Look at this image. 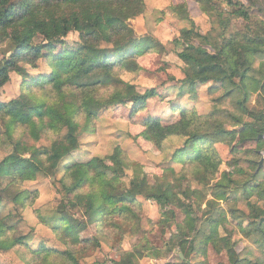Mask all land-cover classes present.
I'll use <instances>...</instances> for the list:
<instances>
[{"label": "trees", "instance_id": "16d2710c", "mask_svg": "<svg viewBox=\"0 0 264 264\" xmlns=\"http://www.w3.org/2000/svg\"><path fill=\"white\" fill-rule=\"evenodd\" d=\"M224 1L231 7V15L250 23L247 31L233 32L230 23L221 29L218 37L211 34L203 36L193 29H183L181 36L173 42L177 56L185 65L183 84L186 90L195 95L202 86L216 85L210 90V97L215 101L213 112L201 116L195 111L190 112L185 106H177L175 110L180 113L179 121L164 125L160 118L153 117L146 121V128L142 132L145 139L158 147H162L170 136H188L186 147L174 153V161H183L185 166L194 167L198 174L203 173L211 178L218 173L223 163L215 144H228L233 153L239 152L238 145L250 143H256L260 150H264V139L260 137L264 135V21L254 24L251 7L257 6L256 0H249L247 4L240 0ZM199 2L205 12H210L204 0ZM144 11L145 0H0V33L15 26L24 27L22 34L14 39L10 57L0 63V87L11 80L12 73H18L26 79V88L49 83L55 93L73 86L86 93L78 103L65 104L62 109L36 102L32 98L29 100L28 97L24 101L25 111H9L7 105L0 104L2 116L9 117L7 133L10 138L11 130L17 126L30 127L32 132H37V129H53L61 124L68 130L64 139L55 140L50 148L43 150L28 147L20 141H7L3 148L5 157L0 163V181L9 179L7 187L34 180L41 174L53 176L60 170L64 159L79 147L76 117L80 112L88 118H94L102 109L131 103L133 112L138 113L145 109L151 98L158 96L155 88L142 93L136 85L124 82L119 77L123 70L134 71L139 68L138 56L160 46L151 38L139 39L134 35L129 21ZM174 11L186 13V6L182 4ZM72 32L78 33L80 42L74 48H67L65 38ZM37 33L43 37L41 44L34 42ZM197 38L199 44L193 43ZM41 60L52 67L47 76L40 74L34 77L21 65L26 63L37 68ZM108 87H114L115 90L106 97L96 98L92 92V88ZM255 95L263 104L262 109L249 108L248 104ZM183 98L181 96L180 100ZM206 126L213 130L203 134L202 129ZM253 152L258 154L259 151ZM129 165L133 164L118 146L107 157H95L68 167L61 186L67 194L74 195L77 204L89 217V225L97 223L102 226L105 220L100 217L109 220L112 214H121L125 218L124 215L130 213L137 200L145 196L164 209L173 205L182 208L186 216L178 228L185 231L188 224L194 228L196 217L193 207L178 197L175 186L170 182L163 181L153 186L151 179L144 176L142 179H133L125 190H121L120 183ZM231 166L234 170L225 172L223 180L217 183L229 189L221 197L229 199L231 193L237 202L256 205L260 211V220L257 222L260 229L264 226V165L260 168V162L257 161L241 165L239 160H235ZM155 179L160 181L156 176ZM3 194L0 188V212L5 206ZM192 194L195 193L190 192L187 196ZM30 197L29 191H20L14 201L29 202ZM170 214L176 216L172 210L165 212L167 216ZM213 223L204 239L205 245L213 243L219 250L217 243L222 241L230 263L240 264L239 254L230 245V240L219 235V220L214 219ZM10 229L11 226L0 215V248L24 243L22 237L11 238ZM53 229L66 242L70 240L73 244L92 240L82 239L80 224L70 223L68 217L55 222ZM186 237H191V234H186ZM98 238L94 239L97 243ZM6 243L9 246H5ZM69 248L60 251L44 247L37 251V256H42L40 254L44 252L47 257H56L54 264H82L76 252L71 250V244ZM151 249L148 245H142V248H136L127 254V258L115 264H129L134 257L159 258L156 253L146 252ZM185 250L187 259L192 257L194 251H200L196 249L194 240Z\"/></svg>", "mask_w": 264, "mask_h": 264}, {"label": "rangeland", "instance_id": "374dc122", "mask_svg": "<svg viewBox=\"0 0 264 264\" xmlns=\"http://www.w3.org/2000/svg\"><path fill=\"white\" fill-rule=\"evenodd\" d=\"M199 1L145 0L144 13L129 21L136 38H151L160 43L157 48L137 57V70H123L119 75L124 82L136 85L142 93L154 88L158 91V96L151 98L144 110L134 113L132 104L127 103L102 109L94 118H88L80 112L76 117L79 125V147L64 159L55 175L41 174L34 180L22 181L9 187V179L0 181L5 205L0 212L1 218L11 226V238L24 239V243L16 247L0 248V264H54L55 256L47 257L44 252L40 254L42 256H37V251L44 247L65 251L69 244L82 264H115L127 258V254L134 252L136 248H142V245L152 248L146 252L156 253L159 258L134 257L129 264H231L222 241L217 243L219 250L213 243L205 245L204 239L214 225V219L219 220L220 237H227L230 245L238 252L240 264H264V226L260 229L257 227L260 220L259 208L243 201L237 202L231 193L229 199H222L221 194L229 189L217 185L223 180L225 172L234 170L231 163L235 160H239L241 165L260 162L264 160V150H260L256 143H250L238 145L239 152L233 153L230 145L215 144L223 163L218 173L211 178L203 173L198 174L194 167L185 166L183 161H174V153L186 147L188 136H170L163 142L162 147L142 136L146 121L150 118H160L164 125L179 121L180 113L175 110L177 106H185L190 112L195 111L201 116H207L214 110L215 101L210 97V90L216 85L202 86L195 95H191L183 84L185 65L177 56L176 45L173 43L181 36L182 30L193 29L203 36L211 34L218 37L221 29L229 23L233 32H245L250 26L247 21L230 14L231 7L224 0H204L210 12H205ZM240 1L249 3V0ZM256 1L257 6L251 7L254 24L264 21V0ZM182 4L186 6V13L174 11V8ZM23 30L24 27L19 25L0 33V63L10 57L15 45L14 39ZM42 41L43 37L37 33L34 42L41 44ZM65 41L67 48L76 47L80 42L78 33H70ZM192 42L199 44L200 41L197 38ZM38 64L37 68L26 63L21 65L34 77L40 74L47 76L52 71V67L45 60ZM25 83L23 76L12 73L11 80L0 87V104L7 105L9 111H25L24 101L28 97L29 100L62 109L63 105L78 103L86 95L85 91L82 92L75 86L55 93L49 83L29 88H26ZM114 90V87L92 88L96 98L106 97ZM181 96H184L182 100ZM248 106L252 109L263 108L257 95L252 97ZM2 115L0 113V163L5 157L3 148L7 141H20L28 147L43 150L50 148L55 140L64 139L68 131L61 124L57 128H44L41 131L36 127L37 132H32L30 127L26 129L17 126L11 130L10 138L7 133L9 117ZM212 130V127L206 126L202 132L207 134ZM118 146L133 164L126 167L120 189L125 190L133 179H142L144 176L151 179L153 186L163 181L170 182L175 186L178 197L193 207L195 229L189 224L185 231L178 228V224L183 223L186 216L182 208L173 205L164 209L145 196L140 197L130 213L124 215L127 220L121 214H112L109 220L100 217L105 220L102 226L97 223L88 224L89 217L77 204L74 195L67 194L63 189L61 180L65 170L74 163L88 162L95 157H107ZM255 150L259 151L258 154H254ZM25 190L31 193L30 201L15 202L17 193ZM190 192L195 194L188 197ZM171 210L175 212V217L171 214L165 215L166 211ZM62 217H68V221L74 225L80 224L81 238L92 240L81 244H73L67 240V243L53 229V224ZM186 234H191V237H186ZM95 238H98V243L94 241ZM193 240L200 253L194 251L192 257L187 259L185 249L188 250ZM5 246H9V243Z\"/></svg>", "mask_w": 264, "mask_h": 264}, {"label": "water", "instance_id": "95a60500", "mask_svg": "<svg viewBox=\"0 0 264 264\" xmlns=\"http://www.w3.org/2000/svg\"><path fill=\"white\" fill-rule=\"evenodd\" d=\"M260 137L264 139V135H261ZM263 165H264V160L262 159V160L260 161V168H262Z\"/></svg>", "mask_w": 264, "mask_h": 264}]
</instances>
